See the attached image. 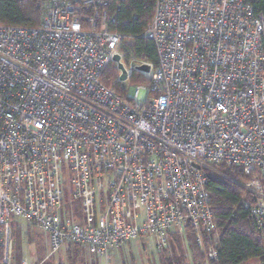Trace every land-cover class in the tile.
<instances>
[{
    "label": "built area",
    "instance_id": "1",
    "mask_svg": "<svg viewBox=\"0 0 264 264\" xmlns=\"http://www.w3.org/2000/svg\"><path fill=\"white\" fill-rule=\"evenodd\" d=\"M123 1L50 0L38 27L0 26V264H12L19 222L52 253L78 244L106 261L142 239L162 253L190 225L215 260L203 172L215 165L253 176L247 207L264 231L263 16L253 0H156L142 35L154 66L111 30ZM112 64L128 101L102 82ZM135 72L150 85L130 87Z\"/></svg>",
    "mask_w": 264,
    "mask_h": 264
},
{
    "label": "trees",
    "instance_id": "2",
    "mask_svg": "<svg viewBox=\"0 0 264 264\" xmlns=\"http://www.w3.org/2000/svg\"><path fill=\"white\" fill-rule=\"evenodd\" d=\"M50 0H0V26L8 27H38L41 23L39 3ZM255 12L264 18V0H253ZM156 0H124L116 12V22L111 30L132 37L130 50L140 61L157 65L158 57L155 43L142 37L151 24L155 13ZM113 11V8L111 9ZM119 72L115 65H110L102 76V82L113 86L115 91L125 100L122 86L116 82ZM131 84H148V81L135 72ZM208 180L210 205L213 210L220 239L217 246V258L210 260L197 245L196 235L190 225H187L183 236L176 231L171 236L178 254L166 258L161 254V264H264V231L258 230L249 215L251 204L256 198L249 193L244 184L252 179L242 167L215 165L213 169H203ZM184 237V238H183ZM187 241V247L184 241ZM184 240V241H183ZM78 251V244H73ZM190 252L191 262L186 261ZM71 259V258H70ZM45 264H52L46 262ZM71 264H77L76 259Z\"/></svg>",
    "mask_w": 264,
    "mask_h": 264
},
{
    "label": "rangeland",
    "instance_id": "3",
    "mask_svg": "<svg viewBox=\"0 0 264 264\" xmlns=\"http://www.w3.org/2000/svg\"><path fill=\"white\" fill-rule=\"evenodd\" d=\"M39 8L42 18L44 11L41 7ZM137 73L145 78L148 84L133 85L130 82V87L137 88L150 85L151 81L146 76L140 72ZM120 85L122 86V84ZM124 94L126 98L129 97L128 92H124ZM147 99V91L141 90L137 98L138 102L144 103ZM182 232L179 231L178 236L182 237ZM184 245L187 247L186 240L184 241ZM75 247L73 244H67L59 252L52 253L47 235L44 232L34 225L19 222L14 226L13 231L12 264H23L24 260H27L28 264H45L46 262H51L52 264H71L74 259H76L77 264H161L160 259L163 256L155 249L153 239H142L126 244L118 250L111 252L108 261L100 259L88 247L78 246V251H75ZM177 254L178 251L175 243H171L168 251L164 253L166 258H172ZM192 259V254L188 252L186 261L191 262ZM251 264H256V262H251Z\"/></svg>",
    "mask_w": 264,
    "mask_h": 264
},
{
    "label": "water",
    "instance_id": "4",
    "mask_svg": "<svg viewBox=\"0 0 264 264\" xmlns=\"http://www.w3.org/2000/svg\"><path fill=\"white\" fill-rule=\"evenodd\" d=\"M114 61H115V62H118V61H119V57L116 56V57L114 58ZM119 70L121 71L120 82H125V81L128 79L127 72H126V70L123 68L122 65H119ZM139 70H140V71H144V72H149V71H150V67H149L148 65H144V66L140 67Z\"/></svg>",
    "mask_w": 264,
    "mask_h": 264
},
{
    "label": "crops",
    "instance_id": "5",
    "mask_svg": "<svg viewBox=\"0 0 264 264\" xmlns=\"http://www.w3.org/2000/svg\"><path fill=\"white\" fill-rule=\"evenodd\" d=\"M47 240H48V244H49V246H50V243H49V237L47 236Z\"/></svg>",
    "mask_w": 264,
    "mask_h": 264
}]
</instances>
